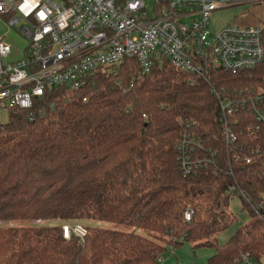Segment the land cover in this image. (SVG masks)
Returning <instances> with one entry per match:
<instances>
[{"label": "trees", "instance_id": "trees-1", "mask_svg": "<svg viewBox=\"0 0 264 264\" xmlns=\"http://www.w3.org/2000/svg\"><path fill=\"white\" fill-rule=\"evenodd\" d=\"M263 81L264 60L238 75L216 70L206 82L166 62L142 72L126 59L74 92L48 90L31 111H11L0 124V264H160L184 242L215 246L208 264L243 255L264 263V126L250 106L223 115L212 93L253 97ZM183 138L208 159L189 174ZM231 186L249 199L238 195L251 220L217 246L209 239L230 225ZM84 221L145 234L83 225L82 239L62 237L64 225Z\"/></svg>", "mask_w": 264, "mask_h": 264}, {"label": "built area", "instance_id": "built-area-1", "mask_svg": "<svg viewBox=\"0 0 264 264\" xmlns=\"http://www.w3.org/2000/svg\"><path fill=\"white\" fill-rule=\"evenodd\" d=\"M257 2L264 0H0V18L10 28L20 24L27 40L21 58L8 62L11 47L0 38V116L31 111L48 90L74 92L96 72H112L126 59L136 60L142 72L166 62L190 81L208 82L216 70L249 72L264 60L261 26L227 25L212 34L207 24L214 11ZM212 93L223 115L250 106L264 126V81L253 97L243 98L241 92L232 100ZM223 126L229 146L234 135L226 122ZM185 143L190 151L184 152L182 168L189 174L208 159L195 154L200 143L194 138L182 139L181 152ZM244 163L251 158L245 156ZM228 191L250 205L234 186ZM191 216L188 210L184 219ZM61 231L66 240L86 234L78 225H64ZM235 264L264 263L243 255Z\"/></svg>", "mask_w": 264, "mask_h": 264}, {"label": "rangeland", "instance_id": "rangeland-1", "mask_svg": "<svg viewBox=\"0 0 264 264\" xmlns=\"http://www.w3.org/2000/svg\"><path fill=\"white\" fill-rule=\"evenodd\" d=\"M152 11L149 15L152 16ZM264 21V2L248 3L244 6H234L221 10L214 11L208 19L207 28L212 34H217L227 25L238 27L262 26ZM19 25L10 28L0 18V38L11 47V54L8 57V62H14L21 58L22 51L27 45V40L21 36ZM6 122V115L0 116V124ZM228 212L230 215V225L220 232L215 241L209 239L211 244L217 246L224 245L234 232L242 225L248 223L251 218L245 210H242V204L239 197L234 196L228 204ZM25 224V223H20ZM58 221H49L45 225L55 226ZM91 226L96 228H105L115 231H130L138 234H145V231L130 228L123 225L112 224L98 221H84L78 226ZM216 253L215 246H200L197 247L193 243L184 242L178 248H167L166 253L160 259V264H208V259ZM264 261V257H263Z\"/></svg>", "mask_w": 264, "mask_h": 264}]
</instances>
